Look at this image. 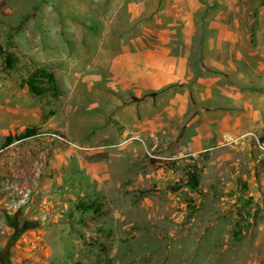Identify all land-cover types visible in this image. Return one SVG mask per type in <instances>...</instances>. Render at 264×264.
<instances>
[{
  "label": "rangeland",
  "instance_id": "rangeland-1",
  "mask_svg": "<svg viewBox=\"0 0 264 264\" xmlns=\"http://www.w3.org/2000/svg\"><path fill=\"white\" fill-rule=\"evenodd\" d=\"M133 1L0 0V264H264V194L259 206L256 197L218 191L216 170L204 163L145 155L140 178L131 173L104 189L92 180L87 123L71 114L77 99L59 73L57 47L72 44L66 21L96 25L103 7L113 16L118 4L121 21ZM138 1L147 12L165 6ZM250 10L264 12V0H250ZM251 26L264 35V15ZM37 69L54 73L58 98L24 85ZM28 129L36 136L4 147ZM190 168L204 189L186 186Z\"/></svg>",
  "mask_w": 264,
  "mask_h": 264
},
{
  "label": "crops",
  "instance_id": "crops-1",
  "mask_svg": "<svg viewBox=\"0 0 264 264\" xmlns=\"http://www.w3.org/2000/svg\"><path fill=\"white\" fill-rule=\"evenodd\" d=\"M136 1L121 21L123 6L113 16L103 7L102 29L66 21L72 44L57 47L71 114L87 123L92 180L104 189L140 178L149 149L158 161L204 163L218 191L262 205L264 156L248 134L264 141V35L251 26L264 12L250 0H162L155 12Z\"/></svg>",
  "mask_w": 264,
  "mask_h": 264
},
{
  "label": "trees",
  "instance_id": "trees-1",
  "mask_svg": "<svg viewBox=\"0 0 264 264\" xmlns=\"http://www.w3.org/2000/svg\"><path fill=\"white\" fill-rule=\"evenodd\" d=\"M7 63L10 69L14 68V59L8 58ZM23 83L29 88L30 93L38 98H45L48 94H51L54 98H58L60 96V89L55 75L47 69L35 70L23 81ZM35 136L36 130L28 129L25 133L18 136L7 137L4 147H9L16 141H22ZM199 185L200 175L198 171L190 168L187 172L186 186L198 189ZM236 236L239 238L240 233H236Z\"/></svg>",
  "mask_w": 264,
  "mask_h": 264
},
{
  "label": "built area",
  "instance_id": "built-area-1",
  "mask_svg": "<svg viewBox=\"0 0 264 264\" xmlns=\"http://www.w3.org/2000/svg\"><path fill=\"white\" fill-rule=\"evenodd\" d=\"M248 136H252L255 138L256 140V144L258 146V148L264 152V143L257 137L255 136L254 134H248ZM147 156L152 159V160H159L160 157H158L156 154H154L151 150H147Z\"/></svg>",
  "mask_w": 264,
  "mask_h": 264
},
{
  "label": "water",
  "instance_id": "water-1",
  "mask_svg": "<svg viewBox=\"0 0 264 264\" xmlns=\"http://www.w3.org/2000/svg\"><path fill=\"white\" fill-rule=\"evenodd\" d=\"M26 227H27V225L25 224V225L23 226V229H26Z\"/></svg>",
  "mask_w": 264,
  "mask_h": 264
},
{
  "label": "flooded vegetation",
  "instance_id": "flooded-vegetation-1",
  "mask_svg": "<svg viewBox=\"0 0 264 264\" xmlns=\"http://www.w3.org/2000/svg\"><path fill=\"white\" fill-rule=\"evenodd\" d=\"M16 228H17V227H16ZM17 229H18V228H17ZM17 229H16V230H17Z\"/></svg>",
  "mask_w": 264,
  "mask_h": 264
}]
</instances>
